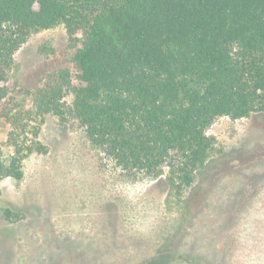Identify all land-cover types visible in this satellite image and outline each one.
Wrapping results in <instances>:
<instances>
[{
	"label": "trees",
	"instance_id": "trees-1",
	"mask_svg": "<svg viewBox=\"0 0 264 264\" xmlns=\"http://www.w3.org/2000/svg\"><path fill=\"white\" fill-rule=\"evenodd\" d=\"M59 24L77 46L72 66L27 91L31 105L8 99L15 53ZM6 99L0 193L5 178H23L25 158L48 151L40 135L49 114L77 119L122 170L184 191L211 156L216 119L264 112V0H0Z\"/></svg>",
	"mask_w": 264,
	"mask_h": 264
},
{
	"label": "rangeland",
	"instance_id": "rangeland-1",
	"mask_svg": "<svg viewBox=\"0 0 264 264\" xmlns=\"http://www.w3.org/2000/svg\"><path fill=\"white\" fill-rule=\"evenodd\" d=\"M76 50L64 24L31 34L8 99L31 105L26 92L72 66ZM9 129L0 116L4 155ZM207 134V164L175 192L163 177L122 170L73 116L46 115L48 151L24 159L22 179L1 182L0 211L13 216H0V264H264V112L219 117Z\"/></svg>",
	"mask_w": 264,
	"mask_h": 264
}]
</instances>
